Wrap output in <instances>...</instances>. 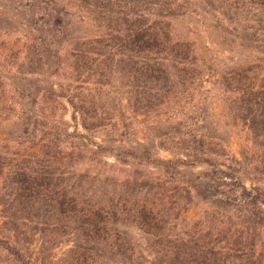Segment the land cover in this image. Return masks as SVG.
Listing matches in <instances>:
<instances>
[{
  "label": "trees",
  "instance_id": "obj_1",
  "mask_svg": "<svg viewBox=\"0 0 264 264\" xmlns=\"http://www.w3.org/2000/svg\"><path fill=\"white\" fill-rule=\"evenodd\" d=\"M209 1L221 10L232 0ZM76 2L103 34L70 40L64 15L57 11L47 16L44 30L40 29L46 38L37 43L62 53L53 74L68 80L58 83V91L52 86L50 97L41 103L51 102L54 113L37 110L39 94L32 101L20 98V115L5 111L9 117L4 121L14 116L21 121L22 132L17 138L0 139V254L30 264L24 260L27 238L39 234L43 239L48 235L56 241L71 239L69 252L84 264L97 257H105L109 264H264V0H236L229 11L222 10L231 24H246L236 35L259 55L255 61L226 70L219 83L225 117L247 133L249 144L242 149V160L208 129V110L196 98L197 87L213 69L201 61L193 41L173 33V22L189 11L186 2ZM243 8L247 16L240 19L238 9ZM2 73L0 67V77ZM119 80L143 115L165 117L170 123L161 139L164 148L184 154L191 165L210 168L201 176L208 185L203 196L211 206L196 221L189 223L181 216L195 200L193 179L183 181L182 189L165 190L159 185L164 188L159 206L146 198L121 203L105 191L97 197L98 192H83L82 181L77 182L71 161L84 151L73 142L75 135L67 125L54 118L55 112H60V118L65 115L67 106L61 99H66L81 114L87 131L107 124L115 127L109 112L84 93H92L90 86L114 89ZM8 98L0 92V111ZM183 99L199 105L186 113L176 108L163 111ZM161 165L169 174L173 162ZM170 179L181 182L173 175ZM81 180L88 182V177ZM153 189L146 184L134 192L145 191L147 197ZM130 223L146 237L148 254L140 252L136 241L118 227Z\"/></svg>",
  "mask_w": 264,
  "mask_h": 264
},
{
  "label": "rangeland",
  "instance_id": "obj_2",
  "mask_svg": "<svg viewBox=\"0 0 264 264\" xmlns=\"http://www.w3.org/2000/svg\"><path fill=\"white\" fill-rule=\"evenodd\" d=\"M182 1L187 3L189 11L184 17L173 22V33L179 39L193 41L201 61L206 63L207 68L213 69L211 74L206 73L203 85L197 87L196 98L201 101L200 106L208 110V129L216 137L224 140L233 156L242 160V149L249 144L247 133L225 117L219 83L221 75L226 70L255 61L259 55L244 46L238 38L240 36L236 35V32L240 33L246 24H231L223 15L222 10L229 11L236 0L224 3L221 10L218 4L214 5L216 7L214 10L211 6L213 3L211 4L209 0ZM238 5L241 7L242 2ZM57 11L64 15L70 40L83 37L91 39L103 34V30L98 29L79 11L76 0H0V67L3 70L0 77V92L7 93L9 97L5 108L2 107L3 110L0 111V139L9 136L17 138L21 134V121L14 116H10L9 121L4 119L9 117L5 113L6 110L12 113L11 115L22 113L18 104L22 96L32 101L39 94L37 110L43 108L45 114L50 115L53 112L51 110L53 104L41 103L46 101V97H50L52 86L58 91V83H68L63 76L53 74L57 67L56 62L59 61L58 57L62 53H59L56 47L46 48L37 43V39L46 38L40 29L44 30L47 16L50 13L57 15ZM238 12L242 16L240 19L247 16L246 8L238 9ZM63 67H60L61 74ZM19 69L31 74L21 75ZM121 82L117 81L114 89L90 86L92 93H84L95 99L98 108L109 112L112 117L111 123L115 127L107 124L96 130L87 131L83 126L81 114L75 113L66 99H61L67 106L65 115L60 118V112H55L54 118L67 125L69 132L75 135L76 140L73 142L84 151V155L75 154L74 160L71 161L73 169L77 172V182L82 181L83 192L90 190L98 192L97 197H101V192L105 191L108 198H114L116 201L121 199V203L125 199H128L130 204L140 203L146 198L159 206L164 188L182 189L185 187L183 181L186 183L193 179L196 187L193 194L195 200L181 216L189 223L196 221L211 206L203 196V189H207L208 185L206 179L201 176L210 168L207 165H191L184 154L164 148L161 139L162 135L168 132L170 123L165 117L159 119L153 114L143 115L134 101L130 100V94L126 93L127 89ZM195 105L197 108L199 104L189 103L183 99L177 105L173 103L163 107V111L176 108L186 113L193 111ZM10 107L13 110L9 111ZM70 142L67 144L68 148L71 147ZM10 146L14 151L13 145ZM179 160L184 162L177 164ZM168 161L173 162L169 174L161 165L162 162ZM171 175L175 179H181V182L172 181ZM84 176L88 177V182L81 180ZM197 176L200 178L196 179ZM168 180L171 182L165 183ZM245 183L248 187L251 186L249 180L246 179ZM146 184L155 187L149 196L146 197L145 191L141 194L134 192ZM159 185L164 188L160 189ZM118 227L136 241L140 252L143 250L148 254L146 237L137 227L131 223L119 224ZM27 240L28 251L24 257L27 263L84 264L77 261L69 252L73 246L71 239L56 241L51 239L50 235L43 239L39 234H29ZM262 251L264 256V248ZM19 263L11 256L0 254V264ZM86 264L109 262L105 257H97L94 260L90 259Z\"/></svg>",
  "mask_w": 264,
  "mask_h": 264
}]
</instances>
